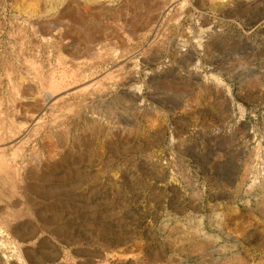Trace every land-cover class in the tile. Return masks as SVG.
<instances>
[{
  "label": "rangeland",
  "instance_id": "1",
  "mask_svg": "<svg viewBox=\"0 0 264 264\" xmlns=\"http://www.w3.org/2000/svg\"><path fill=\"white\" fill-rule=\"evenodd\" d=\"M0 264H264V0H0Z\"/></svg>",
  "mask_w": 264,
  "mask_h": 264
},
{
  "label": "crops",
  "instance_id": "2",
  "mask_svg": "<svg viewBox=\"0 0 264 264\" xmlns=\"http://www.w3.org/2000/svg\"><path fill=\"white\" fill-rule=\"evenodd\" d=\"M216 170L218 171V174H220V178H223L222 171H224V168L220 165V166H216Z\"/></svg>",
  "mask_w": 264,
  "mask_h": 264
},
{
  "label": "bare ground",
  "instance_id": "3",
  "mask_svg": "<svg viewBox=\"0 0 264 264\" xmlns=\"http://www.w3.org/2000/svg\"><path fill=\"white\" fill-rule=\"evenodd\" d=\"M74 23V22H73ZM77 58V57H76Z\"/></svg>",
  "mask_w": 264,
  "mask_h": 264
}]
</instances>
